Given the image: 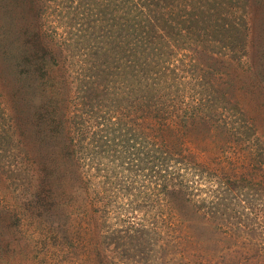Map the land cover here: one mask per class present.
Wrapping results in <instances>:
<instances>
[{"label":"rangeland","instance_id":"obj_1","mask_svg":"<svg viewBox=\"0 0 264 264\" xmlns=\"http://www.w3.org/2000/svg\"><path fill=\"white\" fill-rule=\"evenodd\" d=\"M51 1L44 0L48 6L43 23L45 29L36 38L34 31L27 27L33 28L30 18L34 11L31 13L28 8L32 0H21L16 11L10 6L11 0H0V110L7 109L5 101L14 96L17 104L14 107L11 97L10 116L24 104V116L36 120L49 104L45 93L55 84L61 92L55 100L62 104L64 100L67 105V116L59 120L79 115L88 108L89 102L94 107L97 101L101 103L96 110L89 108L94 111L90 120L93 132L100 122L98 117H102L106 109V101H102L97 91L106 87L107 92L113 93L118 83L125 91L131 86L126 78L122 76V83L113 73L105 76L107 86L104 83L91 90L89 96L85 95L86 88L96 80L89 68L93 60L81 56L83 50L91 51L92 58L97 57L98 61L106 57L102 58V52L97 55V49L86 45V41L84 45L79 44L84 42V32L79 33L76 26L70 30L69 27L80 19L71 15L81 13L78 5L70 0L75 11L70 12L71 5L63 3L56 13L55 6L49 5ZM263 13L264 7L251 12L244 52L239 48L240 62L225 56L229 54H218L224 51L216 46L210 48L209 44L208 49L203 50L201 44L195 42L189 51L174 58L171 72L164 73L167 77L160 89L163 98L175 90H181V93L174 92L181 96L199 92L207 97L210 123L218 130L214 131L216 135L209 132V136L194 131L184 138L185 152L210 171L203 175L192 171L195 183H190L193 197H204L205 205L195 208V214L187 218V225L195 226L192 236L199 242L188 240L186 247L173 259L162 255L158 261L163 259L164 264H189L185 260L190 256L198 259L197 264H264ZM201 17L197 16L198 20ZM215 33L212 37L221 40ZM56 35L59 37L53 38ZM32 40L37 43L36 48L27 47ZM39 42L45 44L40 47ZM46 48L55 58L52 54L43 56ZM44 57L47 61L42 59ZM35 60L40 65L45 64V72L24 69L25 62ZM211 62L219 72L209 78L214 83L222 82L223 86L208 90L197 83L199 75ZM124 75L127 77L126 73ZM181 82L186 83L188 89L183 90ZM231 97L236 99L234 111L241 110L240 124L237 113L230 115L228 111ZM46 138L48 143L41 142L37 147L38 142L32 144L35 160L44 165L40 175L34 163L19 151H4L0 139V264H140L146 255L136 258L139 260L133 259L129 235L142 243L151 242L155 251L162 250L165 228L161 226L176 223L174 209L165 205L162 194L155 195V191H160L157 185L161 178L148 179L144 163L136 165V170L131 169L123 149L110 147L92 161H88L89 155H86L77 163L73 156L68 158L69 153L64 152L62 138ZM97 164L106 169L105 184L99 180L97 170L89 169ZM167 166L172 172L176 167L169 161ZM45 172L51 177V186L46 182L47 177H42ZM140 219L145 227L157 223V228L135 233L131 226ZM190 231L185 229L182 234L191 235ZM149 232L154 234V239ZM117 236L121 238L116 241ZM166 251L174 255V249Z\"/></svg>","mask_w":264,"mask_h":264},{"label":"trees","instance_id":"obj_2","mask_svg":"<svg viewBox=\"0 0 264 264\" xmlns=\"http://www.w3.org/2000/svg\"><path fill=\"white\" fill-rule=\"evenodd\" d=\"M20 1L11 0L10 6L16 11L17 6L20 8ZM72 2L78 5L81 13H71L80 19L69 27L70 30L76 29V26L79 33L84 32V42L79 44L84 45L86 41V45L94 47V50L97 49V55L102 52V58L106 57L105 61H98L97 57L92 58L94 54L91 51L83 50L81 56L93 60L89 68L93 70L96 80V83L93 82L95 84L89 88L85 87L88 91L85 95L89 96L91 90L104 83L107 86L105 76L113 73L122 83V76L126 78L131 88L125 91L123 85L118 83L115 87L117 91L113 93L111 90L110 93L107 92L106 87H104L105 90L97 91L102 101H106V109L103 110L102 117H98L100 122L95 125L96 131L93 132L90 131L93 127L90 125V120L94 111L89 108L96 110L95 108L101 104L98 101L96 107L90 105L89 102L84 112L59 120L61 116H67V105L64 100L63 104L55 100L61 92L60 88L54 84L45 93L46 98L49 99L48 106L37 115L36 120L31 121L24 116V104L21 110L17 108L18 110L10 116L11 97L15 101L14 107L17 104L14 96H11L5 101L8 108L3 107L0 110V139L3 142L1 148L4 151L16 150L26 156L34 163L38 175L44 165L35 160L32 144L38 142L37 147L41 142L48 143L49 140L46 137L51 140L57 137L62 138L65 146L64 152L69 153L68 158L73 156L77 163H80L81 157L86 155H89L88 161H92L100 152L111 147L116 150L123 149L126 160L131 164L129 165L131 169L136 170V165L146 164L148 179L151 180L153 176L161 178L160 184L157 185L160 191H155V195L160 194L161 196L162 194L165 205L174 209L173 221L176 224H160L165 228L161 243L163 248L160 252L155 251L151 242L142 243L133 235L128 234V241L134 260H139L136 258H141L145 253V259L140 264H164L163 259L158 261L162 255L171 256L173 259L183 247H186L188 240L193 239L194 243L199 242L192 236L195 226L187 225V218L195 214V208L200 209L205 205L204 197H199V199L193 197L190 183H195L192 171L194 174L201 173L202 175L210 171L193 160V155L185 152L182 146L184 138L194 131L206 133V136H209V132L213 135H216L214 131L218 132L210 123L207 109L209 106L205 100L207 97H202L199 92L181 96L174 94V92L181 93V90H175L168 92L169 96L163 98L160 89L167 77L164 73L171 72L174 58H177L183 51H189L195 42L201 44L200 49L203 50L208 49L209 44L210 48L218 47L224 51L218 54H229L225 56L240 62L239 48L242 47V52H244L250 31L251 12L255 8L264 7V0H72ZM63 3L71 5L70 0H52L49 5L55 6L54 12L58 13L59 5ZM29 6L31 13L34 11V16L30 18L33 28L30 25L27 27L31 28L34 36L38 38L45 29L43 23L48 6L44 0H32ZM72 11L75 9L71 5L70 12ZM199 15H202L200 20L197 18ZM262 20L264 21V13ZM51 30L53 32L52 28ZM215 31L221 40L212 37ZM76 35L75 32L74 36ZM58 37L53 36V38ZM38 44L41 47L45 43L39 42ZM29 46L36 48L37 43L35 44L32 40L27 47ZM43 52V56L52 54L54 57V54L47 48ZM34 57H29V59ZM199 58L200 56L197 60ZM42 59L46 60L45 57ZM44 65H40L37 60L28 61L25 62L24 69L30 72L34 69L45 72ZM214 65L215 63L211 62L209 67L201 72L197 83L199 87L205 86L211 90L214 86H223L222 82L214 83L209 78L215 77V73L219 72ZM180 85L183 90L188 89L186 83L181 82ZM213 90L218 92L216 89ZM230 102L232 104L228 108L230 115L237 113L238 123H242L241 110L234 111L236 99L231 97ZM201 110L205 112L201 113ZM28 114L31 115L30 111ZM168 161L176 165L172 168L173 172L168 170ZM89 169L97 170L99 180H103V184L106 183L105 168L97 164L95 168L90 167ZM21 171L22 169L16 172ZM42 177L46 178L47 172L43 173ZM49 178L51 177L48 176L46 179L48 184ZM232 183L236 182L232 181ZM170 185L172 187H169ZM157 198L158 196L156 201L159 202ZM140 221L141 219L138 222ZM138 222L135 223L136 227H134L135 224L131 226L135 233L157 228V223H151L149 228ZM203 223H205L204 220L201 221L202 225ZM185 229L187 231L191 229V235L182 234ZM169 230L172 231L170 235ZM149 235L154 239L152 232H149ZM120 238L117 236L116 241ZM171 249H174V255L166 251ZM197 260L190 256L185 261L189 264H197Z\"/></svg>","mask_w":264,"mask_h":264}]
</instances>
